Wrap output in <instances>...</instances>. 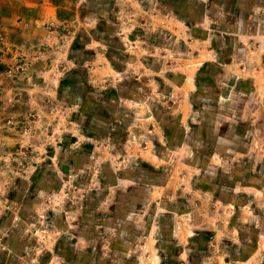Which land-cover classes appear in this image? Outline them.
<instances>
[{"label":"rangeland","instance_id":"374dc122","mask_svg":"<svg viewBox=\"0 0 264 264\" xmlns=\"http://www.w3.org/2000/svg\"><path fill=\"white\" fill-rule=\"evenodd\" d=\"M262 47L264 0H0V264H264Z\"/></svg>","mask_w":264,"mask_h":264},{"label":"crops","instance_id":"0c3cea01","mask_svg":"<svg viewBox=\"0 0 264 264\" xmlns=\"http://www.w3.org/2000/svg\"><path fill=\"white\" fill-rule=\"evenodd\" d=\"M262 49H263L262 50V53H263L264 48L262 47ZM263 57H264V53L262 54V57L261 56L260 57L256 56L255 58L252 57V60H253V63H252L250 60V53H243V55H238V59L236 60V62L238 64L239 71L237 73H235L234 76L232 75V77H236V79H240L241 82L249 83L250 85L255 86L258 83V81L260 82L261 80L264 79V66L263 67L261 66L264 63ZM242 66L244 68H242ZM258 66L261 68V70L257 69ZM254 69H256V70H254ZM177 195H178V191H176V196ZM187 201H189V200L184 201L183 205L180 204L181 209L179 210V214L182 215L183 223H189V222H186V220L188 219V218H186V215L189 214L190 212H192L191 211L192 209H190V207H189L190 205L187 204ZM166 218H169V222H171V224H172V231L169 233V235L174 236L175 232H176V227H177L176 215H173V214L172 215H158V221H160V222L164 221V219H166ZM220 219L221 218L219 216L214 217V224L217 227H220ZM211 229L213 230L212 235L214 237L217 236V229L212 228V227H211ZM185 236H186V234L184 233V235H182V237H179V239L182 238L179 241V244H184L186 241L187 242L190 241V238H186ZM179 253H180V255H179L178 259L183 256L182 250H180ZM186 256H188V258H189V254H187ZM151 259L153 261L155 260L152 255H151ZM206 260H209V258L208 259L206 258L203 261V263ZM225 262L228 263L227 261H225Z\"/></svg>","mask_w":264,"mask_h":264}]
</instances>
